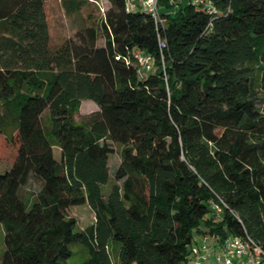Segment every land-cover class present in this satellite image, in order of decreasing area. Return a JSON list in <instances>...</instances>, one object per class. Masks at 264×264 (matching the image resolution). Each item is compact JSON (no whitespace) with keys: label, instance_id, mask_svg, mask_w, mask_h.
Returning <instances> with one entry per match:
<instances>
[{"label":"trees","instance_id":"16d2710c","mask_svg":"<svg viewBox=\"0 0 264 264\" xmlns=\"http://www.w3.org/2000/svg\"><path fill=\"white\" fill-rule=\"evenodd\" d=\"M107 1L102 47L88 28L54 48L45 0H0V102L18 141L0 173V264H65L73 243L82 264H186L196 235L264 251V0H209L213 14L158 0L161 26ZM135 51L151 58L142 77ZM83 100L98 110L77 123ZM112 144L120 184L104 195ZM83 204L94 223L75 231L68 211Z\"/></svg>","mask_w":264,"mask_h":264},{"label":"rangeland","instance_id":"374dc122","mask_svg":"<svg viewBox=\"0 0 264 264\" xmlns=\"http://www.w3.org/2000/svg\"><path fill=\"white\" fill-rule=\"evenodd\" d=\"M77 2L82 3L77 10ZM109 8L107 0H73L72 4L64 6L60 0H45L44 9L46 13L47 23L50 33L51 45L55 48L66 40L70 39L79 42V37L85 34V30L91 28L96 33V46L102 47L104 45V31L102 28L103 14ZM98 110L96 104L91 100H83L80 102L79 110L74 115V120L77 123L86 121L90 114ZM48 112L42 116V122H45ZM0 129L4 136L11 137V140L1 138L0 140V173L6 171L10 167L18 147L16 132L14 131L13 119L3 115V106L0 102ZM113 153L108 159L109 181L102 186V193L107 195L112 185L120 184L115 181L114 172L120 162V144H112ZM54 157L58 158L59 151L53 148ZM40 189V183L34 177L21 188L20 196L23 201L30 204L35 194ZM70 217L76 221V230L80 231L87 226L94 223V214L87 204L81 206L71 207L68 211ZM3 228L0 225V260L4 252L3 243ZM71 256L67 259L65 264H82L88 258V252L82 244L73 243L69 245ZM110 253L113 262L117 261L118 245L112 247L110 244Z\"/></svg>","mask_w":264,"mask_h":264},{"label":"built area","instance_id":"2783aa9c","mask_svg":"<svg viewBox=\"0 0 264 264\" xmlns=\"http://www.w3.org/2000/svg\"><path fill=\"white\" fill-rule=\"evenodd\" d=\"M195 4L205 7L209 14L214 8L209 0H192ZM127 10L143 9L148 12L156 25H162L163 19L159 14L158 0H124ZM166 47L165 39L158 37V48L161 52ZM137 66V74L142 77L145 72L152 70L151 58L146 53H132ZM213 210L220 212L219 206L213 204ZM186 264H264V251L251 239L230 236L219 242L214 236L204 235L200 242L191 247V257Z\"/></svg>","mask_w":264,"mask_h":264},{"label":"crops","instance_id":"0c3cea01","mask_svg":"<svg viewBox=\"0 0 264 264\" xmlns=\"http://www.w3.org/2000/svg\"><path fill=\"white\" fill-rule=\"evenodd\" d=\"M202 238V236H195V242H194V244L193 245H196V244H198L199 242H200V239Z\"/></svg>","mask_w":264,"mask_h":264}]
</instances>
